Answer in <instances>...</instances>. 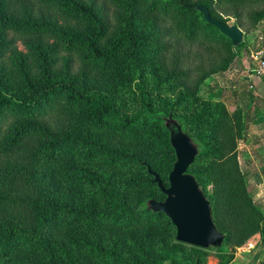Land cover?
I'll return each instance as SVG.
<instances>
[{"label": "trees", "instance_id": "trees-1", "mask_svg": "<svg viewBox=\"0 0 264 264\" xmlns=\"http://www.w3.org/2000/svg\"><path fill=\"white\" fill-rule=\"evenodd\" d=\"M199 4L224 23L241 6L240 28L245 11L264 21V0H0V264H209L153 207L166 195L151 171L169 186L179 129L225 235L218 264L256 234L250 264H264V211L239 160L247 113L200 95L243 42Z\"/></svg>", "mask_w": 264, "mask_h": 264}, {"label": "water", "instance_id": "water-1", "mask_svg": "<svg viewBox=\"0 0 264 264\" xmlns=\"http://www.w3.org/2000/svg\"><path fill=\"white\" fill-rule=\"evenodd\" d=\"M197 8L204 13L206 20L229 37L234 45L242 42L244 32L237 24L224 23L213 17L204 5L199 4ZM171 140L176 151V161L169 174V186H165L160 176L151 171L155 176L154 181L166 195L163 201H153V207L171 219L177 229L178 241L203 248L221 249L225 235L213 219L208 197L193 174L189 172L198 154V147L181 129L172 130Z\"/></svg>", "mask_w": 264, "mask_h": 264}, {"label": "rangeland", "instance_id": "rangeland-1", "mask_svg": "<svg viewBox=\"0 0 264 264\" xmlns=\"http://www.w3.org/2000/svg\"><path fill=\"white\" fill-rule=\"evenodd\" d=\"M242 10L241 6L233 5L230 7L231 15L225 16L226 23L235 24L237 18L234 16L235 12H240ZM255 11H260L261 9L255 8ZM250 12L245 11L243 13V18L246 20V27H241V29L245 32L247 28L248 32L244 35L242 40L243 46L240 48L239 54L237 57H234L233 65L229 68L220 70L217 73L213 74L211 77L207 78L203 84L200 95L204 98H209L213 92L223 91V98L226 100L227 105L230 109L232 108V97L234 95V90L238 89V95L240 99L246 98V94L249 91L243 90V88H247L249 84L253 83V78L256 76V64H257V52L259 48H261V35L264 31V21L258 24H253L250 21L249 14ZM66 23V21H64ZM72 25H77L76 23L68 22ZM20 50H26L24 43L22 40L17 42ZM244 85V86H243ZM178 135H184L182 133H177ZM186 136V135H185ZM249 138V139H248ZM252 142L250 144L249 142ZM254 158H253V157ZM249 157L250 160L255 161L260 167L264 166V140L251 139L250 136L247 135L244 139L239 141V160L241 163V167L243 171L246 173L248 178V184L251 187L252 182H256L262 179L264 175V170H260L259 173L253 172L249 164L246 163V158ZM248 164V165H247ZM253 167V166H252ZM251 167V168H252ZM257 170V169H256ZM251 193L254 196L255 202L262 208L264 211V190L263 192H257L255 194V189L253 187L249 188ZM264 189V188H261ZM259 193V194H258ZM163 201V200H159ZM158 202V200H156ZM177 233V229H176ZM171 237V236H169ZM177 238V234H176ZM260 241V234L254 235L248 242L236 249L235 257L229 264H250L254 261L255 254L259 252L261 253V246L257 245ZM110 243V242H107ZM256 244V245H255ZM256 248H255V247ZM227 249V245H225ZM220 250L219 248L210 247L207 248L210 255L208 257L209 264H218L219 263V252H225Z\"/></svg>", "mask_w": 264, "mask_h": 264}, {"label": "crops", "instance_id": "crops-1", "mask_svg": "<svg viewBox=\"0 0 264 264\" xmlns=\"http://www.w3.org/2000/svg\"><path fill=\"white\" fill-rule=\"evenodd\" d=\"M260 38H261V44H260L261 48H259L258 51L264 52V31ZM253 80H254L253 83L249 84L247 88H243V90L253 92V94L258 96L260 99L253 100L252 104H251L250 99L245 101L244 103L243 102L244 99L242 100V99L236 98L235 97L236 95L234 94L231 102H232V108H235L236 105L239 104L245 109V112L247 113V132L250 138L254 139V141L256 142L259 139L264 140V99H261L262 97H264V79L256 75L254 76ZM236 90L238 91V89ZM250 105H253L252 106L253 108L248 113L249 111L248 107ZM257 108H259L260 110H257ZM249 143L252 144V142H249ZM246 163L249 164L247 165L255 173H259L260 170H264V166L260 167L255 161L250 160L249 157L246 158ZM251 187L255 189L254 191L255 194L257 192L259 193L263 192L264 189H261V188H264V175L262 176L261 180L259 181L256 180V182L254 183L252 182ZM251 187L249 186V188Z\"/></svg>", "mask_w": 264, "mask_h": 264}, {"label": "built area", "instance_id": "built-area-1", "mask_svg": "<svg viewBox=\"0 0 264 264\" xmlns=\"http://www.w3.org/2000/svg\"><path fill=\"white\" fill-rule=\"evenodd\" d=\"M256 74L264 79V52H257Z\"/></svg>", "mask_w": 264, "mask_h": 264}]
</instances>
